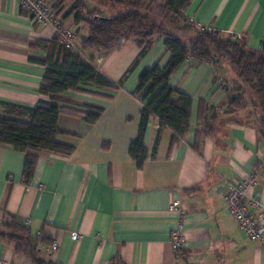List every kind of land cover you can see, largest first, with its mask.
<instances>
[{
  "label": "crops",
  "instance_id": "1",
  "mask_svg": "<svg viewBox=\"0 0 264 264\" xmlns=\"http://www.w3.org/2000/svg\"><path fill=\"white\" fill-rule=\"evenodd\" d=\"M24 12L21 0H0V101L34 107L49 100L40 93L44 67L30 59L48 51L34 42L51 40L56 32ZM186 13L197 25L244 37L250 48L263 44L264 0H192ZM85 33L81 25L77 40ZM78 41L76 50L86 59L93 57L113 82L122 78L140 50L134 39L103 51L81 50ZM169 58L164 37L158 36L119 88L87 85L89 90L66 92L75 109L92 103L104 111L94 124L80 114L62 112L59 140L75 149L69 155L36 150L29 183L22 179L27 154L0 144V219L7 211L29 219L34 234L58 238L57 251H44L57 264H110L114 258L125 264H264V243L245 235L224 198L228 181L256 174L257 184L248 193L264 202L260 114H249L250 108L231 113L221 106L235 94L231 65L193 58L181 64L169 83L192 97L189 130L171 146L172 130L164 128L155 148L160 123L153 117L145 135L148 155L143 166L129 154L143 105L133 95L139 74L158 62L163 66ZM202 101L216 106L217 115L212 132L201 137L196 150ZM175 198L185 212L181 254L172 243L177 214L170 203ZM73 231L81 234L79 240L72 239ZM0 258L26 263L3 239Z\"/></svg>",
  "mask_w": 264,
  "mask_h": 264
},
{
  "label": "trees",
  "instance_id": "2",
  "mask_svg": "<svg viewBox=\"0 0 264 264\" xmlns=\"http://www.w3.org/2000/svg\"><path fill=\"white\" fill-rule=\"evenodd\" d=\"M51 1L53 11L64 25H68L67 22L72 19L77 26V34L81 25L86 29V33L79 36L81 50H109L127 39H134L140 50L122 78L113 82L97 67L93 57L86 59L78 50L66 49L60 43L57 32L51 40L34 42L48 51L43 57L30 59L44 67L40 93L49 100H42L34 107L0 101V144L27 154L22 172L25 183H29L34 175L38 160L36 150L62 155L74 151L73 144L59 140L62 112L80 114L87 123L94 124L104 111V106L92 103H81L82 108L75 109L76 102L68 98L66 92L89 90L85 88L87 85L111 90L119 88L158 36L164 37L170 58L163 66L158 62L144 68L133 92L143 104L138 133L129 146V154L138 166H143L147 159L145 135L151 118L157 117L160 123L155 148L164 128L172 130L171 146L180 142L189 130L192 97L169 83L173 72L188 58L214 65L220 62L231 65L236 72L232 83L235 94L221 106L232 107L230 112L235 113L252 105L249 114H260L259 126L264 130V41L260 49H253L248 47L244 37L224 36L214 28L195 27L186 13L192 0ZM90 1L95 3L93 9L90 8ZM102 6L112 7L115 12L106 16L99 9ZM183 31L196 35L186 43L179 34ZM216 109V106L203 101L200 104L196 150H199L201 137L213 130ZM3 215L0 219V239L7 240L14 252L24 258L25 264H57L45 255V250L40 246L41 243L49 244V238L34 234L30 225L20 217L7 211H3ZM110 264L125 263L120 258H114Z\"/></svg>",
  "mask_w": 264,
  "mask_h": 264
},
{
  "label": "built area",
  "instance_id": "3",
  "mask_svg": "<svg viewBox=\"0 0 264 264\" xmlns=\"http://www.w3.org/2000/svg\"><path fill=\"white\" fill-rule=\"evenodd\" d=\"M22 8L29 13L32 20L40 25H51L59 35L60 43L68 50H76V28L64 25L53 11L51 0H21ZM193 23V22H192ZM193 25L199 29L212 28L210 26ZM257 184V175L253 174L247 179L231 180L226 184L224 198L229 211L234 215L239 227L245 235L255 241L264 243V202L256 196L248 193V189ZM170 210L177 214V222L172 230L173 248L177 254H181L186 245V231L184 228L185 212L182 210L179 199H172ZM27 224L29 219H25ZM2 222L0 221V224ZM38 236H43L41 232ZM73 240L81 238L78 231L71 232ZM41 249L54 253L59 249L60 241L52 238L49 244H40ZM0 264H11L10 260L0 258Z\"/></svg>",
  "mask_w": 264,
  "mask_h": 264
},
{
  "label": "rangeland",
  "instance_id": "4",
  "mask_svg": "<svg viewBox=\"0 0 264 264\" xmlns=\"http://www.w3.org/2000/svg\"><path fill=\"white\" fill-rule=\"evenodd\" d=\"M95 3H93V2H91L90 1V8L91 9H93V5H94ZM109 7L108 6H102V7H100L99 9L104 13V15H106V16H108L109 14L110 15H112L113 13L112 12H114V11H112V9H108ZM109 11H111V13H109ZM68 23V25L67 26H71V27H74L75 26V28L77 27L75 24H73V20L71 19L69 22H67ZM180 35H182V37H183V41L184 42H186L187 43V41H189L191 38H193L195 35H196V33H194V32H189V31H183V32H180L179 33ZM78 35V34H77ZM224 36H227V35H225L224 34ZM78 39V38H77ZM78 41V40H77ZM77 41H76V43H77ZM227 108H229V107H227ZM247 108H250L251 110L253 109V107H252V105H249V107H247ZM246 108V109H247ZM230 110L231 109H233L232 107H230L229 108Z\"/></svg>",
  "mask_w": 264,
  "mask_h": 264
}]
</instances>
